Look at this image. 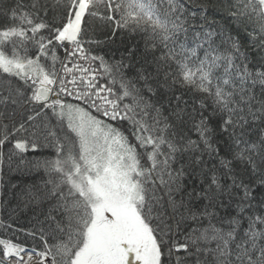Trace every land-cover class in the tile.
<instances>
[{
    "label": "snow or ice",
    "instance_id": "snow-or-ice-1",
    "mask_svg": "<svg viewBox=\"0 0 264 264\" xmlns=\"http://www.w3.org/2000/svg\"><path fill=\"white\" fill-rule=\"evenodd\" d=\"M0 109L9 163L53 150L0 264H264V0H0Z\"/></svg>",
    "mask_w": 264,
    "mask_h": 264
},
{
    "label": "trees",
    "instance_id": "trees-1",
    "mask_svg": "<svg viewBox=\"0 0 264 264\" xmlns=\"http://www.w3.org/2000/svg\"><path fill=\"white\" fill-rule=\"evenodd\" d=\"M28 3L29 0H24ZM43 2V0H41ZM53 0H48L51 5ZM196 3H216L221 4L223 0H195ZM51 16V13H50ZM219 19V17H217ZM91 23V21H90ZM99 23V22H97ZM109 34L106 29L101 32L99 29L92 35L93 39L104 40L105 36ZM135 43L139 46L141 51L143 50V41L139 37L129 38L126 34L118 33L114 43H105L98 47L93 48L95 54L105 55L106 59H119L121 53L124 51L126 44ZM62 53H60L61 55ZM62 56V55H61ZM131 75V73H129ZM2 110V109H0ZM11 109L8 110L10 114ZM9 119L4 120L3 123H10ZM12 149L11 143H6L0 147V152L3 154V161L0 162V221L9 225V229L5 230L0 226V238L13 239L16 243H22L27 249L35 248L37 251L43 249V245L37 237L34 239L32 236L27 235L26 231H20L21 229L33 230L39 229L41 225L38 221H42L44 218L39 215V209H33L31 205L25 206L22 203V196L20 195L22 189L30 187L33 183L39 184L42 179H46V175L43 170H36L30 168L27 163H21V159L24 161H33L36 157L50 156L52 149H42L36 152L29 150L27 153L20 156H13L11 163H9L7 157L9 151ZM16 187H13V186ZM46 228L47 226L44 225ZM53 241H49L52 243Z\"/></svg>",
    "mask_w": 264,
    "mask_h": 264
},
{
    "label": "rangeland",
    "instance_id": "rangeland-1",
    "mask_svg": "<svg viewBox=\"0 0 264 264\" xmlns=\"http://www.w3.org/2000/svg\"><path fill=\"white\" fill-rule=\"evenodd\" d=\"M22 255H24V253H22Z\"/></svg>",
    "mask_w": 264,
    "mask_h": 264
},
{
    "label": "built area",
    "instance_id": "built-area-1",
    "mask_svg": "<svg viewBox=\"0 0 264 264\" xmlns=\"http://www.w3.org/2000/svg\"><path fill=\"white\" fill-rule=\"evenodd\" d=\"M63 55V54H62ZM37 259H39V258H37Z\"/></svg>",
    "mask_w": 264,
    "mask_h": 264
}]
</instances>
